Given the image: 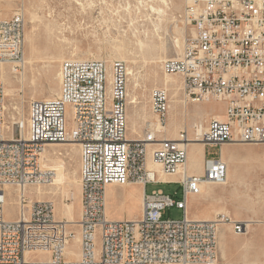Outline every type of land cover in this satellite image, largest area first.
I'll return each instance as SVG.
<instances>
[{"label": "built area", "instance_id": "built-area-1", "mask_svg": "<svg viewBox=\"0 0 264 264\" xmlns=\"http://www.w3.org/2000/svg\"><path fill=\"white\" fill-rule=\"evenodd\" d=\"M180 19L191 27L182 54L165 59L162 72L183 81L188 104H226L224 119L211 116L179 131L175 141L162 138L172 112L165 87L149 94L154 121L142 137L128 138V70L122 61L65 60L60 91L53 99L31 101L26 121L6 127L4 84L0 81V264H217L220 225L236 234L249 223L219 215L191 219L189 202L209 184L223 185L228 165L222 155L205 158L202 174L189 173V146L264 144V0H185ZM25 16L0 19V64L20 73L25 62ZM80 146L81 212L78 233L55 217L50 201L25 193L51 185L57 171L45 167L49 146ZM150 164L161 167L160 171ZM175 177L182 197L145 194L142 215L111 221L106 212L109 186L160 183ZM8 188L17 191V217L7 216ZM175 207L182 220L164 218ZM78 236V258L66 255ZM31 254L34 258H27ZM40 255V258H36ZM47 256V257H43Z\"/></svg>", "mask_w": 264, "mask_h": 264}, {"label": "rangeland", "instance_id": "rangeland-1", "mask_svg": "<svg viewBox=\"0 0 264 264\" xmlns=\"http://www.w3.org/2000/svg\"><path fill=\"white\" fill-rule=\"evenodd\" d=\"M76 1L0 0V19L11 18L17 13L25 16V53L26 60H31L22 75L15 73L9 64L0 70L5 83L6 122L12 125L21 116L26 119L31 101L52 98L58 93L60 66L64 60L89 58L108 63L118 60L125 63L127 70L132 73L128 74V94L138 103L126 106L129 126L132 127L128 137L138 138L143 129L144 114L148 119L155 120L150 112V91L166 83L169 87L179 83L178 76L169 77L167 81L161 63L177 56L183 49L184 40L192 37L191 27H187L180 19L185 0H167L166 3L160 0ZM150 6L158 7L164 13L151 11ZM179 99L177 94L167 132L163 135L169 139L177 137L179 131L192 124L193 120L207 123L211 116L224 119L225 103L211 101L189 104L184 115ZM234 144L237 143L223 149L215 145L206 148L192 145L189 148L188 165L192 174H202L206 157L218 159L222 155L229 167L227 184L206 186L201 196L192 197L189 214L191 219L207 220L209 214L212 217L215 215L217 219V213H225L233 220L254 223L246 235L236 236L240 238L239 252H245V257L237 264H264V256L260 251H248L252 247L264 251V144L257 145L260 148ZM53 152H61L63 156L54 157ZM49 153L51 161L65 162L66 180L59 187L46 188L48 194L42 196L36 195L34 189H29V196L37 200L49 198L55 202L56 219L72 217L77 222L81 211L79 147L51 146ZM154 191H163L179 199L182 197V189L177 184H148L146 194ZM8 195L6 211L8 219L13 221L17 217L16 194L13 189H8ZM66 197L72 198L68 204L71 213L65 207ZM106 209L111 221L135 220L142 215L141 207L134 202L133 192L120 187L107 188ZM164 218L182 220L183 213L172 207L164 212ZM73 229L76 231V227ZM225 231L223 243L230 248L236 240L227 229ZM252 242L256 245H250ZM228 248H220L225 253L217 264H226L234 259ZM77 254L78 245L73 239L66 255L73 259ZM36 258H40V255H36Z\"/></svg>", "mask_w": 264, "mask_h": 264}, {"label": "bare ground", "instance_id": "bare-ground-1", "mask_svg": "<svg viewBox=\"0 0 264 264\" xmlns=\"http://www.w3.org/2000/svg\"><path fill=\"white\" fill-rule=\"evenodd\" d=\"M76 1V0H75ZM146 1V0H145ZM149 1V0H148ZM150 1H154V0H150ZM161 1V3H166L167 2V0H160ZM77 2V1H76ZM80 1H78L77 3H79ZM81 3V2H80ZM84 4V3H83ZM83 7V6H82ZM157 7V6H156ZM150 8H151V11H153V12H155V13H158V14H161V13H164V11H162L161 9H159L158 7H157V9L156 8H154V7H151L150 6ZM187 41V38L184 40V42H183V48H184V45H185V42ZM182 51H183V49L181 48L180 49V52L178 53V55L177 56H175V57H178V56H180L181 54H182ZM86 59H89V58H86ZM68 60V59H67ZM69 60H84V59H69ZM65 61V60H64ZM31 63V60L30 59H27L26 60V53H25V62H24V65H23V67H22V71H20V75H22V74H24V72H25V69H26V65L28 64H30ZM4 66H6V64H0V70L4 67ZM162 69V68H161ZM15 72V71H14ZM129 72V71H128ZM2 73V72H1ZM129 75H131L132 73L131 72H129L128 73ZM3 75V74H2ZM163 75H164V77L165 78H168L167 79V81H169L170 80V78L169 77H174V76H169V75H166L164 72H163ZM3 76H0V81L4 84V87H5V83H4V81H3ZM59 79H60V81H61V75H60V72H59ZM174 80V79H173ZM163 82V81H162ZM165 84V83H164ZM163 87H165V88H167L169 91H171V95H172V111H173V108H174V104L176 103V100H175V96L177 95V94H179V96H180V99L178 100V103L181 105V107H182V109H183V114L185 115V112L187 111V108H188V103H184V100H183V87H184V85H183V81L180 79L179 80V83H176L175 85H172V86H168V84L166 83ZM9 91V90H8ZM51 91H52V89H51ZM59 91H60V88H59ZM59 91H58V93L54 96V97H52V98H48V99H53V98H55V97H57L58 95H59ZM128 97H129V94H128V88H127V100H128V102H126V106H128V107H131V106H133V105H136L138 102H137V100L135 99V98H130L129 97V99H128ZM47 99V100H48ZM201 104V103H200ZM179 110V109H178ZM5 111H6V105H5ZM176 115V114H175ZM127 117H128V114H127ZM216 117V116H215ZM218 118H220V117H218ZM5 119H6V115H5ZM27 119V118H26ZM26 119L24 118V116H21L18 120H23V121H26ZM221 119V118H220ZM150 121H153V120H150V119H148V116L146 115V114H144V116L142 117V128L144 129V126H147V123L148 122H150ZM197 121H199V122H201V123H203V124H205V121H200V120H193L192 121V124H194L195 122H197ZM15 123H13L12 122V125H8L7 124V122H6V127H9L11 130L13 129V125H14ZM129 127V126H128ZM167 128H168V124L166 125V126H163V125H161V124H159L158 125V129H159V131H164L165 133L167 132ZM143 129H142V132H143ZM129 131V130H128ZM142 132H141V134L140 135H138V138L139 137H142ZM129 133V132H128ZM179 135V134H178ZM178 135H177V137L175 138V139H169V138H167V137H165V136H161L162 138H166V139H168V140H177L178 139ZM129 136V135H128ZM129 138V137H128ZM138 138H129V139H138ZM64 145H77L78 147H79V150H80V146L77 144V143H67V144H63V145H59V144H53V145H50L49 147H51V146H64ZM192 145H201V144H199V143H197V142H193V143H190V146H189V148L192 146ZM201 146H203V145H201ZM53 154V156L54 157H57V156H63V154L61 153V152H57V153H55V152H53L52 153ZM223 159V158H222ZM223 161L224 162H226L224 159H223ZM188 162H189V159H188ZM65 162L63 161V162H61V161H59V162H53V161H51V159H49V160H43V164H44V166L45 167H50V168H53V169H55L56 171H57V173H56V176L54 177V180H53V182L51 183V185H49V186H47V187H40V188H36V187H30V188H27L26 189V191H25V193L27 194V195H29V189H34L35 190V192H36V195H38V196H42L43 194H48L47 193V191H45V189L46 188H51V187H59L61 184H63L64 182H65V180H66V174H65V164H64ZM227 163V162H226ZM227 165H228V163H227ZM150 166L153 168V169H155V170H157V171H160V169H161V167L159 166V165H156V164H150ZM189 166V165H188ZM229 168V167H228ZM189 173L190 174H192L191 172H190V170H189ZM228 173H229V170H228ZM168 178V179H167ZM175 177H167V176H163V175H161V180H172V179H174ZM227 182H228V178H227V181H226V183H224L223 185H226L227 184ZM209 185H215V184H213V183H209L207 186H209ZM223 185H215V186H223ZM8 189H11V188H8ZM14 191V190H13ZM203 191H204V189H203ZM15 192V194L17 195V191H14ZM52 192V191H51ZM48 196V195H47ZM37 197V196H36ZM51 198V197H50ZM49 199V198H48ZM48 199H46V201H50V202H52L53 204H54V207H55V217H56V206H55V202H53L52 200H48ZM54 199V198H53ZM39 201H43L44 199H38ZM66 201V205H65V207H66V210H67V212L68 213H71V211H70V206L68 205L69 204V202L72 200V198H70V197H66V199H65ZM17 205V199L15 200V206ZM106 206H107V194H106ZM60 209V208H59ZM81 212V211H80ZM106 212H107V209H106ZM219 215H227V214H225V213H217L216 214V217L217 216H219ZM229 216V215H228ZM79 218H80V215H79ZM213 219H215V217L214 218H212V219H207V220H213ZM61 221V220H60ZM62 221H65V222H67L68 223V225H69V227L71 228V229H73V228H75L76 227V231L73 229V231H75V233L77 234L78 233V222H79V219L77 220V222H74L73 221V218L72 217H70V218H68V219H63ZM243 222H246V223H249V225H251V223L250 222H247V221H243ZM75 241H76V243H77V245H78V240H79V238H78V236L76 235L74 238H73ZM66 253H67V251H66ZM78 256H79V252H78V254H77V257L76 258H78ZM26 257L27 258H34L31 254H27L26 255ZM44 258L45 257H47V256H43ZM218 263V262H217Z\"/></svg>", "mask_w": 264, "mask_h": 264}, {"label": "crops", "instance_id": "crops-1", "mask_svg": "<svg viewBox=\"0 0 264 264\" xmlns=\"http://www.w3.org/2000/svg\"><path fill=\"white\" fill-rule=\"evenodd\" d=\"M222 119V118H221ZM128 126H129V115H128ZM128 130L130 131V130H132V127L131 126H129L128 127ZM176 138V137H175ZM175 138H172V139H175ZM230 145L231 144H224V145H222L221 146V148L223 149V148H227V147H230ZM234 145H248L250 148H260V146H257V145H260V144H254V143H251V144H234ZM161 182L159 183V184H168V181H174V179H172V180H160ZM115 187H117V186H114V185H112V186H109V188H115ZM146 187H147V185L146 186H144V185H139V184H131V185H128V186H126V187H124L123 189L124 190H126V191H131V192H133V199H134V202L135 203H137L140 207H141V209H142V201H143V198H144V196H145V194H146ZM80 197H81V194H80ZM80 209H81V201H80ZM209 216L210 217H208L209 219L210 218H214L215 217V215L212 217L210 214H209ZM243 222V221H242ZM255 223H257V222H255ZM254 224V223H253ZM253 224H251L250 226H249V228H248V230H247V232L246 233H243V234H241V235H239V234H236L235 232H234V230H233V227L231 226V225H229V224H224V225H220V227H219V232H218V261H219V259H221V255H224V253H225V250H222L221 249V251H220V248L221 247H226V248H228V246H226V243H223V240H224V237H225V235H226V231H225V229H227L228 230V232H229V235L230 236H232L235 240H236V242H235V244H233V246H230V248H228L227 250H228V252H229V254H231L232 256H234L233 258V260H231V261H228V262H225V261H223V262H225L226 264H237L238 263V261L239 260H241L242 258H244L245 257V252H239V250H240V248H241V246H238L239 245V241H240V238H238V237H236V236H244V235H246L247 233H248V231H249V229H250V227L253 225ZM223 228H225V229H223ZM223 229V230H222ZM233 233H234V235H233ZM238 243V244H237ZM250 245H252V246H254V245H256L255 243H250ZM255 251V252H258V251H260L261 253H262V255L264 256V251H262V249H258L257 248V250L255 249H253V247L251 248V249H248V251ZM220 252H221V254H220ZM248 253V252H247ZM246 253V254H247ZM246 260V259H245Z\"/></svg>", "mask_w": 264, "mask_h": 264}]
</instances>
